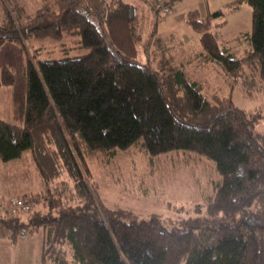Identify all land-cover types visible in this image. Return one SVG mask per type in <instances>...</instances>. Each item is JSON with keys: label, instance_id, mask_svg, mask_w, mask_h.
I'll return each mask as SVG.
<instances>
[{"label": "trees", "instance_id": "trees-1", "mask_svg": "<svg viewBox=\"0 0 264 264\" xmlns=\"http://www.w3.org/2000/svg\"><path fill=\"white\" fill-rule=\"evenodd\" d=\"M129 1L50 0L24 22L4 10L0 44L14 38L25 53L27 39L70 36L82 52L27 58L24 123L0 118V159H19L29 150L46 186L42 207L33 206L26 216L0 212V239L14 244L22 230L37 232L36 264H264L259 117L229 96L210 102L185 73L196 59L216 64L233 79L245 67L256 69L264 82V0L227 4L245 1L251 8V30L234 38L246 45L241 54L218 41L223 8L204 15L191 8L185 21L199 35V50L153 28L145 61L138 57L145 16ZM176 1L145 4L158 21L162 6L172 9ZM188 50L193 59L180 61ZM11 71L0 66V84L13 81ZM135 144L150 156L184 151L211 159L221 181L204 211L199 207L193 217L166 223L154 214L104 207L89 182L87 159ZM61 175L69 182L55 189L51 184Z\"/></svg>", "mask_w": 264, "mask_h": 264}, {"label": "rangeland", "instance_id": "rangeland-1", "mask_svg": "<svg viewBox=\"0 0 264 264\" xmlns=\"http://www.w3.org/2000/svg\"><path fill=\"white\" fill-rule=\"evenodd\" d=\"M46 1L50 0H0V22L4 19L6 8L24 22L35 15ZM232 1L234 0H177L169 13H163L164 16L156 21L152 11L147 9V0L145 3L142 0H130L140 11V15L145 16L143 37L138 43V57L142 61L146 60L148 51L151 50V46H146V41L150 39L153 28L162 36L174 33L181 38V42L185 40L199 50V35L183 17L191 8H198L202 15L207 11L223 8L221 10L224 12L225 22L216 27L218 41L226 44L231 51L241 54L246 45L234 38L251 30L252 13L245 1L238 7L227 6ZM20 9H23L21 15ZM215 22L220 23L221 18L213 20ZM13 37L16 36L10 38ZM75 38L64 36L59 41L51 38L27 39L25 53L18 40H3L0 44V66H7L12 70L13 81L6 85L0 84V118L17 125L24 123V65L27 58L39 60L78 55L82 51L76 47ZM177 46H170V49L177 50ZM188 52L189 50L182 55L184 58L180 61L193 59L194 52L187 54ZM199 62L194 59L187 64L185 73L198 83L204 97L214 102L217 97L223 99L229 96L228 99L238 108L257 113L259 118L255 130L264 131V82L257 78L256 69L245 67V74L233 79L216 64H197ZM31 154L27 150L19 159H0V212L9 198L23 197V194L27 198L32 196L34 208L44 205L46 186ZM87 165L90 171L89 182L94 185L104 207L124 209L140 216L154 214L166 223L193 217L198 214L199 207L203 212L206 202L214 193L215 185L221 181L212 160L198 153L171 151L150 156L140 144L128 149H116L115 154H100L89 158ZM67 179L66 175H61L51 186L60 189L64 183L69 182ZM30 211L20 213L26 216ZM24 236L14 244L6 238L0 239V264L37 263L41 237L37 232L28 235L25 233Z\"/></svg>", "mask_w": 264, "mask_h": 264}, {"label": "built area", "instance_id": "built-area-1", "mask_svg": "<svg viewBox=\"0 0 264 264\" xmlns=\"http://www.w3.org/2000/svg\"><path fill=\"white\" fill-rule=\"evenodd\" d=\"M164 11H166V8H163ZM2 210H7L10 213L14 214L17 212H24L29 211L33 208V203L28 198H21V197H11L6 201V205L2 206ZM26 231L22 230L20 232V237H25Z\"/></svg>", "mask_w": 264, "mask_h": 264}, {"label": "clouds", "instance_id": "clouds-1", "mask_svg": "<svg viewBox=\"0 0 264 264\" xmlns=\"http://www.w3.org/2000/svg\"><path fill=\"white\" fill-rule=\"evenodd\" d=\"M163 8H166L167 10L164 11ZM170 10H171V9H168L167 7L162 6L161 12H162V14L164 13V15H166V14L169 13ZM164 15H163V16H164ZM20 238H24V237H20Z\"/></svg>", "mask_w": 264, "mask_h": 264}, {"label": "crops", "instance_id": "crops-1", "mask_svg": "<svg viewBox=\"0 0 264 264\" xmlns=\"http://www.w3.org/2000/svg\"><path fill=\"white\" fill-rule=\"evenodd\" d=\"M175 3H176V2H175ZM175 3H174V5H175ZM174 5H173V7H174ZM198 10H199V9H198ZM207 12H208V11H207ZM183 17H184V20H185V13H184V16H183ZM185 22H186V21H185ZM156 32H157V31H156Z\"/></svg>", "mask_w": 264, "mask_h": 264}, {"label": "bare ground", "instance_id": "bare-ground-1", "mask_svg": "<svg viewBox=\"0 0 264 264\" xmlns=\"http://www.w3.org/2000/svg\"><path fill=\"white\" fill-rule=\"evenodd\" d=\"M21 198H23V197H21Z\"/></svg>", "mask_w": 264, "mask_h": 264}]
</instances>
